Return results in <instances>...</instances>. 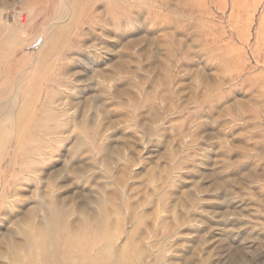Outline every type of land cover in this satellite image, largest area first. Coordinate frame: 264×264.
<instances>
[{
  "label": "rangeland",
  "instance_id": "374dc122",
  "mask_svg": "<svg viewBox=\"0 0 264 264\" xmlns=\"http://www.w3.org/2000/svg\"><path fill=\"white\" fill-rule=\"evenodd\" d=\"M35 263L264 264V0H0V264Z\"/></svg>",
  "mask_w": 264,
  "mask_h": 264
},
{
  "label": "bare ground",
  "instance_id": "6f19581e",
  "mask_svg": "<svg viewBox=\"0 0 264 264\" xmlns=\"http://www.w3.org/2000/svg\"><path fill=\"white\" fill-rule=\"evenodd\" d=\"M68 5V4H67ZM64 10V8L61 6V7H58V9H57V16L59 17L61 14H63V11ZM68 15V14H67ZM55 21V20H54ZM52 25V24H51ZM47 31V30H46ZM59 36H62V37H65V25H60L59 27H57L56 29H55V31L54 32H52L51 33V35H49V39H51V45H52V47L54 48V45L56 44V42H57V39H58V37ZM49 39H48V41H49ZM11 102L10 103H12V100H10ZM23 114H24V112L23 111H21V112H19V114H17V118L18 119H21L22 118V116H23ZM47 119H49V118H47ZM48 121V120H47ZM16 126V129L17 130H23L24 128H25V123L23 124V123H19V124H16L15 125ZM17 144V149H19V147H20V145H18L19 143H16ZM52 215V214H51ZM54 215V214H53ZM50 218V217H49ZM56 219H57V217H56ZM47 220V219H46ZM89 221H90V219H88ZM91 220H93V219H91ZM103 220V219H102ZM53 221V220H52ZM106 221V220H105ZM54 223V222H53ZM88 223V222H87ZM110 223H111V221H110ZM86 224V223H85ZM102 224V223H101ZM105 224H106V222H105ZM116 224V223H115ZM147 224H148V222H147ZM45 225V224H44ZM117 225H118V223H117ZM103 226V228H104V224L102 225ZM39 227V226H38ZM48 227V226H47ZM82 227V226H81ZM117 227V226H116ZM115 227V228H116ZM39 229V228H38ZM44 229V228H43ZM61 229V228H60ZM86 229V228H85ZM145 229V228H144ZM149 229V228H148ZM40 230V229H39ZM38 230V231H39ZM50 230H51V228H50ZM57 230V229H56ZM118 230V229H117ZM132 230V229H131ZM59 231V230H58ZM81 231V230H80ZM60 232V231H59ZM73 233H74V230L72 231ZM86 232V231H85ZM103 232H105L104 230H103ZM133 232V231H132ZM149 232V231H148ZM48 233V232H47ZM58 233V232H57ZM73 233L72 234H70V236L71 235H73ZM100 233H102V232H100ZM115 233V232H114ZM141 233V232H140ZM36 234V233H35ZM34 234V235H35ZM46 234V233H45ZM61 234V233H60ZM76 234V233H75ZM117 234V233H116ZM132 234V233H131ZM57 235V234H56ZM62 235V234H61ZM36 236H37V234H36ZM42 236H44V235H42ZM74 237H76L75 235H73ZM73 236H71V237H73ZM98 236V235H97ZM96 236V237H97ZM100 236V235H99ZM109 236V235H108ZM117 236V235H116ZM115 236V237H116ZM32 237H35V236H32ZM73 237V238H74ZM31 238V237H30ZM58 238V237H57ZM60 238V237H59ZM62 238V237H61ZM107 238H109V237H107ZM128 238V237H127ZM144 238V237H143ZM42 239V238H41ZM56 239V238H55ZM145 239V238H144ZM52 240V239H51ZM116 240V239H115ZM143 240V239H142ZM48 241V240H47ZM93 241V243H94V240H92ZM139 241V240H138ZM72 243H73V241H71ZM82 242V241H81ZM100 242V241H99ZM126 242H128L127 240H126ZM125 242V243H126ZM44 243V242H43ZM53 243V242H52ZM70 243V242H69ZM145 243V242H144ZM84 244V243H83ZM86 244V243H85ZM98 244H100V243H98ZM115 244V243H114ZM136 244V243H135ZM42 245V244H41ZM66 245V244H65ZM68 246H69V244H67ZM67 245H66V247H67ZM75 244H73V246H74ZM91 245V244H90ZM107 245V244H106ZM30 246V245H29ZM49 246V245H48ZM81 246V245H80ZM99 246V245H98ZM143 246V245H142ZM155 246V245H154ZM70 247H72V246H70ZM78 247V246H77ZM86 247V246H85ZM90 247V246H89ZM94 247V246H93ZM124 247H125V245H124ZM126 247H127V245H126ZM28 248V247H27ZM40 248V247H39ZM26 249V248H25ZM122 249V248H121ZM126 249V248H125ZM67 250V249H66ZM97 250H98V248H97ZM107 250V249H106ZM105 250V251H106ZM128 250V249H127ZM33 251H35V250H33ZM52 251V250H51ZM68 251H69V247H68ZM132 251V250H131ZM31 252V251H30ZM37 252V251H36ZM61 252V251H60ZM91 252H94V251H91ZM97 252V251H96ZM111 252V251H110ZM109 252V253H110ZM113 252V251H112ZM123 252V251H122ZM128 252V251H127ZM141 252V251H140ZM62 253V252H61ZM67 253V252H66ZM73 253V252H72ZM98 253V252H97ZM104 253V252H103ZM126 253V252H125ZM134 253V252H133ZM137 253H138V250H137ZM148 253V252H147ZM28 254V253H27ZM26 254V255H27ZM63 254V253H62ZM99 254V253H98ZM97 254V255H98ZM111 254V253H110ZM131 254V253H130ZM149 254V253H148ZM75 255V254H74ZM73 255V256H74ZM108 255V254H107ZM112 255V254H111ZM127 255V254H126ZM147 255V254H146ZM60 256V255H59ZM64 256V255H63ZM62 256V257H63ZM81 256V255H80ZM79 256V257H80ZM90 255L88 254V258H90L89 257ZM124 256V255H123ZM138 256V255H137ZM141 256V255H140ZM150 256V255H149ZM24 257V256H23ZM68 258H69V256H67ZM86 257V256H85ZM93 257V256H92ZM131 257V256H130ZM134 257V256H133ZM143 257V256H142ZM58 258V257H57ZM61 258V257H60ZM59 258V259H60ZM94 258V257H93ZM108 258V257H107ZM62 259V258H61ZM65 259V258H64ZM78 259V258H77ZM82 259H84V258H82ZM86 259V258H85ZM131 259V258H130ZM75 260V259H74ZM142 260V259H141ZM49 261V260H48ZM54 261V260H53ZM62 261V260H61ZM78 261V260H77ZM76 261V262H77ZM89 261V260H88ZM145 261V260H144ZM54 262H56V261H54ZM63 262V261H62ZM79 262V261H78ZM50 263V262H49ZM52 263V262H51ZM120 263V262H119ZM140 263V262H139ZM36 264V263H35ZM130 264V263H129Z\"/></svg>",
  "mask_w": 264,
  "mask_h": 264
}]
</instances>
